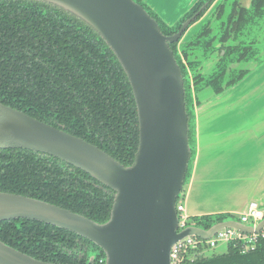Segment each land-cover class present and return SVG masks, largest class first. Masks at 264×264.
I'll return each instance as SVG.
<instances>
[{
	"label": "water",
	"instance_id": "obj_1",
	"mask_svg": "<svg viewBox=\"0 0 264 264\" xmlns=\"http://www.w3.org/2000/svg\"><path fill=\"white\" fill-rule=\"evenodd\" d=\"M42 1L83 19L112 49L133 91L139 143L133 163L124 165L82 137L0 102V149L24 148L51 154L114 191L109 218L103 222L36 197L0 191V221L35 219L70 230L103 250V264H172V247L193 235L208 239L227 227L251 231L235 219L205 229L193 218L214 214L192 216L187 211L185 195L201 130L196 105L192 108L191 144L184 79L170 48V42L180 33H163L156 18L143 6L156 9L155 4L149 0H140L143 4L138 0ZM260 72L264 76V67ZM207 92L201 94V103L218 96ZM252 177L250 183L255 186L256 175ZM251 202L264 211L258 199H249L230 215L241 217ZM181 222L187 224L184 229ZM0 264L61 263L37 259L0 239Z\"/></svg>",
	"mask_w": 264,
	"mask_h": 264
},
{
	"label": "trees",
	"instance_id": "obj_2",
	"mask_svg": "<svg viewBox=\"0 0 264 264\" xmlns=\"http://www.w3.org/2000/svg\"><path fill=\"white\" fill-rule=\"evenodd\" d=\"M189 56L188 63L194 70L196 61ZM177 60L185 79L193 144L192 108L201 103V94L207 90L219 94L245 75L223 83V71L209 78L195 72L191 90L188 72L178 54ZM0 102L63 127L124 165L134 161L139 142L138 115L124 69L91 27L56 6L40 0H0ZM97 184L84 170L56 157H41L24 148L0 149V191L36 197L103 222L109 218L114 191ZM222 218L220 214L204 215L193 221L209 227ZM78 238L91 243L36 220L0 222L2 241L44 261L90 264L85 256L70 253ZM230 246L227 251L184 264H264V239L250 254H240ZM103 256L101 250L99 257Z\"/></svg>",
	"mask_w": 264,
	"mask_h": 264
},
{
	"label": "flooded vegetation",
	"instance_id": "obj_3",
	"mask_svg": "<svg viewBox=\"0 0 264 264\" xmlns=\"http://www.w3.org/2000/svg\"><path fill=\"white\" fill-rule=\"evenodd\" d=\"M48 4L56 6L64 10L68 14L75 16L77 19H79L80 21L84 22L86 25L91 27V29H93L99 35V33L91 25H89L87 22H85L83 19L79 18L75 14L57 5L51 3ZM192 4L190 5V7L192 6ZM147 8L152 13L156 14L157 16L156 20L159 24V27L161 24L164 27V29L167 30L168 33L163 32L165 35L174 36L180 33V35L177 37L176 40L170 42V48L173 51L176 60L178 54L180 56L182 64L186 68L190 80L191 90H194L193 80H194L195 72L201 73L204 77L209 78L215 76V72L223 71L224 72L223 83L227 82L232 78H237V76H242V77L244 75L247 76L251 72V69H249L248 67L238 68L239 67L238 64L243 61L250 60L251 57L257 53L255 44H257L259 41L258 35L259 32L263 31L262 27L264 25V0H198L190 10H187V12L184 13L182 17L172 21L165 20L164 18L160 17L159 14L152 9L153 7L151 5L147 4ZM186 52H189L190 56L189 54L187 55ZM188 56L196 61L194 70L191 69V66L188 63V59H187ZM178 64L182 72L181 64L179 62ZM183 79H184V75H183ZM184 86H185V79H184ZM228 87L230 86H227L226 88ZM185 100H186V95H185ZM195 105L196 104H194V106ZM41 121L46 122L44 120ZM55 127L66 131L63 127L60 126H55ZM6 149H13V148H6ZM31 151H34L36 154H38L41 157H46V156L55 157L45 152H40L35 150H31ZM92 179L98 182L97 185L99 187H101V185H104L94 177H92ZM113 199H114V195H113ZM260 211H261L260 216H254L249 214L245 220H243L242 217L233 218L226 213H220V215L224 216V218L220 220H216L209 227L196 224L197 226L203 227L205 229H209L212 225L216 223L230 219H235L240 224H243L244 226L251 228V231L240 230L236 227L220 228V230H218L217 233L227 229L234 230L233 238L229 239L226 242L215 240V237H217L216 236L217 233L208 239H204L197 235H193L191 237H194V239L198 242V244L196 245V247L193 246V248L190 249L189 252L187 251L184 254H182L183 250H181L178 264H184L186 262H194L196 260L212 255L214 253L213 250L221 245H225L226 249L224 251H227L228 246L231 244V246L229 247L230 249L234 250V248H237L239 253L243 255L257 251L262 243V240L264 239V225L260 226L264 221V211L263 212L262 210ZM20 219H27V218L5 219V220H1L0 222L20 220ZM28 220H35V219H28ZM47 225L55 226L52 224H47ZM186 225H184L182 229H184ZM75 241L77 246L74 247L73 249H70V253L71 252L77 253L80 258L85 256L86 260L90 264H94L96 262L98 264L104 263L105 253L103 252L104 253L103 257H99L100 251L102 249L98 245H96L92 241L91 244L79 238L75 239Z\"/></svg>",
	"mask_w": 264,
	"mask_h": 264
},
{
	"label": "crops",
	"instance_id": "obj_4",
	"mask_svg": "<svg viewBox=\"0 0 264 264\" xmlns=\"http://www.w3.org/2000/svg\"><path fill=\"white\" fill-rule=\"evenodd\" d=\"M260 71L257 67L241 85L196 104L201 132L185 195L192 216L231 214L249 199L264 204V76ZM253 175L255 186L250 183Z\"/></svg>",
	"mask_w": 264,
	"mask_h": 264
},
{
	"label": "rangeland",
	"instance_id": "obj_5",
	"mask_svg": "<svg viewBox=\"0 0 264 264\" xmlns=\"http://www.w3.org/2000/svg\"><path fill=\"white\" fill-rule=\"evenodd\" d=\"M155 4L156 9L152 8L165 20H176L184 15L189 9V4L195 0H149ZM262 25V24H261ZM258 35V43L255 44L257 53L248 61H243L238 64V68H249L254 71L257 67L262 69L264 67V25ZM251 71V72H252ZM241 85V83H239ZM226 249L225 245L218 246L213 251L223 252Z\"/></svg>",
	"mask_w": 264,
	"mask_h": 264
},
{
	"label": "built area",
	"instance_id": "obj_6",
	"mask_svg": "<svg viewBox=\"0 0 264 264\" xmlns=\"http://www.w3.org/2000/svg\"><path fill=\"white\" fill-rule=\"evenodd\" d=\"M260 210H262V209L259 208L258 203L251 202L249 207H248V212L243 214L241 217L243 218V220H245L249 214L254 215V216H260V214H261ZM184 225H186L185 222L180 223L181 228ZM233 232H234V230H231V229L220 231L216 234L217 237H215V240L226 242L229 239L233 238ZM197 244H198V242L194 239V237H190L185 241L177 242L171 249V262H172V264H178L181 250H183L182 254H184L187 251L189 252V250L192 249L193 246L196 247ZM213 244H214V241H213Z\"/></svg>",
	"mask_w": 264,
	"mask_h": 264
}]
</instances>
